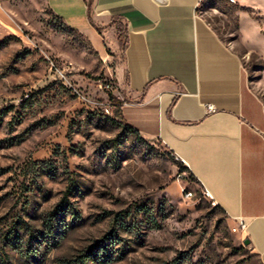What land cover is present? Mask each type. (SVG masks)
<instances>
[{"label":"rangeland","instance_id":"obj_1","mask_svg":"<svg viewBox=\"0 0 264 264\" xmlns=\"http://www.w3.org/2000/svg\"><path fill=\"white\" fill-rule=\"evenodd\" d=\"M240 11L201 9L263 91L264 25L246 41ZM114 92L45 0H0V264H261L185 165L120 121Z\"/></svg>","mask_w":264,"mask_h":264},{"label":"crops","instance_id":"obj_2","mask_svg":"<svg viewBox=\"0 0 264 264\" xmlns=\"http://www.w3.org/2000/svg\"><path fill=\"white\" fill-rule=\"evenodd\" d=\"M207 1L45 0L112 71L120 121L183 163L264 264V90L202 15ZM235 6L247 41L264 0Z\"/></svg>","mask_w":264,"mask_h":264},{"label":"built area","instance_id":"obj_3","mask_svg":"<svg viewBox=\"0 0 264 264\" xmlns=\"http://www.w3.org/2000/svg\"><path fill=\"white\" fill-rule=\"evenodd\" d=\"M228 2L230 4H233V5H237L238 4V0H228ZM121 106H122L121 103H115L114 105H112V107L115 108V109H117L118 107L121 108ZM211 109L212 108H209L210 111H211ZM184 193L186 195V198H188V199H191V198L194 197V193H192V192L185 191ZM203 194L213 202V197H212L211 193L207 189L203 190ZM244 229H245V225L243 223H240L238 228H234L233 229V232L236 233V232H238V230H244Z\"/></svg>","mask_w":264,"mask_h":264},{"label":"trees","instance_id":"obj_4","mask_svg":"<svg viewBox=\"0 0 264 264\" xmlns=\"http://www.w3.org/2000/svg\"><path fill=\"white\" fill-rule=\"evenodd\" d=\"M111 99L113 100V101H117L116 100V98L114 97V96H112L111 97ZM116 110H120V108L118 107ZM127 127V129H130V130H133L131 127H129V126H126ZM134 131V130H133ZM135 132V131H134ZM136 133V132H135ZM100 251V250H99ZM100 257H103L104 258V260H106V259H108V256L107 255H105V254H103L102 256H100Z\"/></svg>","mask_w":264,"mask_h":264},{"label":"water","instance_id":"obj_5","mask_svg":"<svg viewBox=\"0 0 264 264\" xmlns=\"http://www.w3.org/2000/svg\"><path fill=\"white\" fill-rule=\"evenodd\" d=\"M245 244H248V243H245Z\"/></svg>","mask_w":264,"mask_h":264}]
</instances>
